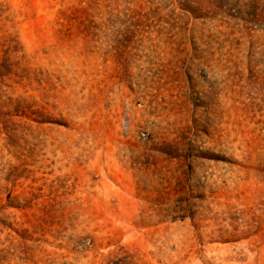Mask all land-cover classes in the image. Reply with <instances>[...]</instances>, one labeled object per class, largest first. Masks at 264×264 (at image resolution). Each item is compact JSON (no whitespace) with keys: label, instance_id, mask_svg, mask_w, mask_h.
I'll return each mask as SVG.
<instances>
[{"label":"rangeland","instance_id":"rangeland-1","mask_svg":"<svg viewBox=\"0 0 264 264\" xmlns=\"http://www.w3.org/2000/svg\"><path fill=\"white\" fill-rule=\"evenodd\" d=\"M0 264H264V0H0Z\"/></svg>","mask_w":264,"mask_h":264}]
</instances>
